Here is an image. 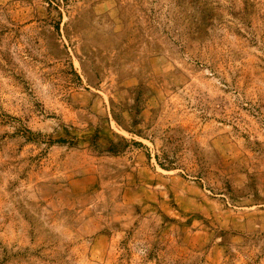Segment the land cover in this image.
<instances>
[{
    "label": "rangeland",
    "instance_id": "374dc122",
    "mask_svg": "<svg viewBox=\"0 0 264 264\" xmlns=\"http://www.w3.org/2000/svg\"><path fill=\"white\" fill-rule=\"evenodd\" d=\"M0 264H264V0H0Z\"/></svg>",
    "mask_w": 264,
    "mask_h": 264
}]
</instances>
